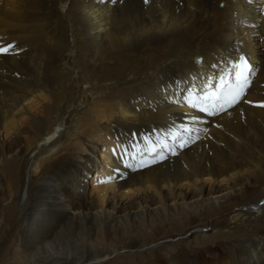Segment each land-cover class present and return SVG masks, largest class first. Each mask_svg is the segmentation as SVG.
I'll return each instance as SVG.
<instances>
[{"label":"bare ground","instance_id":"1","mask_svg":"<svg viewBox=\"0 0 264 264\" xmlns=\"http://www.w3.org/2000/svg\"><path fill=\"white\" fill-rule=\"evenodd\" d=\"M263 5L0 0V264H264Z\"/></svg>","mask_w":264,"mask_h":264},{"label":"snow or ice","instance_id":"2","mask_svg":"<svg viewBox=\"0 0 264 264\" xmlns=\"http://www.w3.org/2000/svg\"><path fill=\"white\" fill-rule=\"evenodd\" d=\"M12 48L14 45L0 47V53L8 54ZM255 71L252 65L244 57H241L240 61L234 64L232 68L226 69L221 74L219 84L215 89L210 83L207 84L203 95H197L194 100L190 99L189 103L194 108H200L204 112L215 115L218 111L224 110L225 106L231 107L243 99L246 89L251 84V76ZM191 95L192 93H189V96ZM249 103L251 102L249 101ZM259 106L264 107V102H261ZM130 166L135 167L136 165ZM108 179L112 178L109 177Z\"/></svg>","mask_w":264,"mask_h":264},{"label":"rangeland","instance_id":"3","mask_svg":"<svg viewBox=\"0 0 264 264\" xmlns=\"http://www.w3.org/2000/svg\"><path fill=\"white\" fill-rule=\"evenodd\" d=\"M100 155L102 157V155H103L102 150L100 151ZM67 165H69V164H67ZM70 168H73V170L75 172L76 167H73V165H71ZM68 170H70V169H68ZM78 171H79L78 172V174H79L78 178L80 179V178H82L83 175H82L81 169H79ZM96 177H97V172L93 171L89 175H87V177L84 179V180H87V181H85V183L87 182L86 183V192L89 195L93 193V179H95ZM213 251H215V250H213ZM141 254H142V257H141L142 260L137 258L136 262H134V264H156L158 262L157 259L159 258V255L157 253L151 254V253H148L146 251H143V252H141ZM178 254L179 255L175 259V262H177L178 264H185V262H190V264H192L191 262H193L195 259L203 257V256H195V253H191V251H189L187 253L180 251V253H178ZM203 264H209V263L204 262Z\"/></svg>","mask_w":264,"mask_h":264}]
</instances>
